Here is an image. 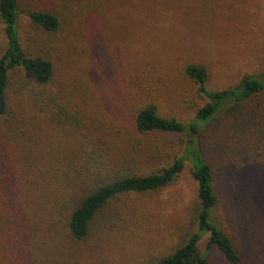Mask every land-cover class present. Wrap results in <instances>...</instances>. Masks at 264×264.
I'll list each match as a JSON object with an SVG mask.
<instances>
[{
  "label": "rangeland",
  "instance_id": "374dc122",
  "mask_svg": "<svg viewBox=\"0 0 264 264\" xmlns=\"http://www.w3.org/2000/svg\"><path fill=\"white\" fill-rule=\"evenodd\" d=\"M17 1L21 46L48 58L53 77L38 86L21 70L9 74L0 225L7 218L15 232L14 208L24 212L23 243L35 264H153L197 230L190 161L172 185L111 201L103 214L112 223L94 226L80 244L67 238L68 210L57 197L69 190L73 200L63 203L76 204L104 181L156 173L180 157L185 137L136 133L138 110L153 104L160 116L189 123L207 101L184 76L186 65L205 67L212 92L264 73V0ZM39 9L57 15L56 33L30 23L26 14ZM6 46L0 23V56ZM198 136L213 171L215 224L241 264H264V88L225 104ZM6 236L0 232V264H19V246L6 247ZM206 238L199 249L207 263L229 264L215 248L205 251Z\"/></svg>",
  "mask_w": 264,
  "mask_h": 264
},
{
  "label": "trees",
  "instance_id": "16d2710c",
  "mask_svg": "<svg viewBox=\"0 0 264 264\" xmlns=\"http://www.w3.org/2000/svg\"><path fill=\"white\" fill-rule=\"evenodd\" d=\"M26 16L33 26L47 33H56L60 27V20L54 12L44 9L31 10ZM17 19L18 1L0 0V23L3 25L7 41L6 49L0 56V115L5 114L8 108L7 87L10 72L21 70L27 80L38 86L48 84L53 77L52 63L48 58L38 55L32 56L22 48L17 33ZM182 72L196 85L198 94L207 101L203 107L197 110L189 123L160 116L153 104L140 108L134 118V129L138 134L183 135L185 138L182 155L175 158L170 166L162 168L156 173L144 176L128 174L104 181L98 184L91 193L83 196L76 204L72 202L63 203L69 195L73 200V195L69 190L59 193L56 203L68 210L66 234L71 243H83L90 237L94 226H98L102 231L107 224L112 223V215L103 214L104 209L111 201L122 195L156 192L172 185L183 170L184 162L188 160L192 166L191 178L196 184L198 209L195 222L197 230L171 253L159 258L153 264H208L205 254L199 249V242L206 235V252L215 248L227 263H242L243 255L214 222L212 213L217 205V197L213 189V171L198 151L195 140L199 137L200 128L209 122L225 104L242 102L262 91L264 73L258 78L245 74L235 86L212 92L206 88L207 73L204 66L199 64L186 65ZM5 171L6 169L3 168L0 174L4 175ZM0 182H2L1 179ZM9 198L11 199V197ZM5 202L4 200L3 208ZM2 207L1 210H3ZM4 213L10 218L18 216V219H12L15 224V232L13 233L7 227V223H11V221L7 218L4 219L3 224L0 225V232L3 234V238H5V233L7 236L2 242L6 247L11 246V244L19 246L16 249L18 250L17 261L19 264H35L34 261L32 262L31 251L27 250L28 244L23 243V238L28 236L27 224L23 221L24 212L16 207L13 211L14 217H11L7 212Z\"/></svg>",
  "mask_w": 264,
  "mask_h": 264
}]
</instances>
